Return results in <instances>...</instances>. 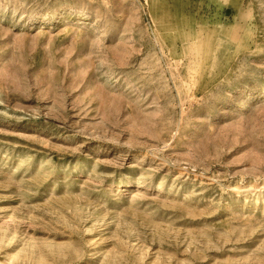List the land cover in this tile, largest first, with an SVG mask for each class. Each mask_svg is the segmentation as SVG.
I'll list each match as a JSON object with an SVG mask.
<instances>
[{"label": "rangeland", "instance_id": "obj_1", "mask_svg": "<svg viewBox=\"0 0 264 264\" xmlns=\"http://www.w3.org/2000/svg\"><path fill=\"white\" fill-rule=\"evenodd\" d=\"M0 264H264V0H0Z\"/></svg>", "mask_w": 264, "mask_h": 264}, {"label": "bare ground", "instance_id": "obj_2", "mask_svg": "<svg viewBox=\"0 0 264 264\" xmlns=\"http://www.w3.org/2000/svg\"><path fill=\"white\" fill-rule=\"evenodd\" d=\"M235 192H240L241 188L240 187H236L233 189Z\"/></svg>", "mask_w": 264, "mask_h": 264}]
</instances>
